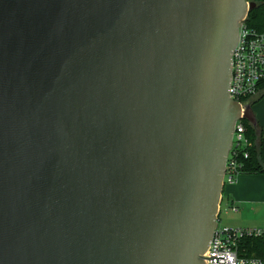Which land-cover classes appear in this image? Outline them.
Returning a JSON list of instances; mask_svg holds the SVG:
<instances>
[{
  "label": "water",
  "instance_id": "1",
  "mask_svg": "<svg viewBox=\"0 0 264 264\" xmlns=\"http://www.w3.org/2000/svg\"><path fill=\"white\" fill-rule=\"evenodd\" d=\"M247 0H0V264H208Z\"/></svg>",
  "mask_w": 264,
  "mask_h": 264
},
{
  "label": "built area",
  "instance_id": "2",
  "mask_svg": "<svg viewBox=\"0 0 264 264\" xmlns=\"http://www.w3.org/2000/svg\"><path fill=\"white\" fill-rule=\"evenodd\" d=\"M247 19L248 15L240 23L239 38L233 52L229 91L231 98L242 105L250 103L252 97L259 96L264 90V33L250 28ZM243 120L239 119L236 123L225 181L235 180L237 165L233 156L237 153V148L245 147L249 142ZM254 237H264V227L229 228L218 224L204 257L208 264H264L263 257L248 254L247 246L242 244Z\"/></svg>",
  "mask_w": 264,
  "mask_h": 264
},
{
  "label": "trees",
  "instance_id": "3",
  "mask_svg": "<svg viewBox=\"0 0 264 264\" xmlns=\"http://www.w3.org/2000/svg\"><path fill=\"white\" fill-rule=\"evenodd\" d=\"M251 1L256 3V7L249 12L246 22L250 28L264 33V0ZM262 97H264V94L252 97L250 103L254 105L262 99ZM242 122L245 126L246 136L249 142L245 147L237 148V153L233 156L237 165L236 174L264 175L263 126L259 122L258 126L255 127L246 119ZM223 200L224 196L222 198V201ZM242 244L247 246L248 254L258 255L264 258V237H254L253 239L243 241Z\"/></svg>",
  "mask_w": 264,
  "mask_h": 264
},
{
  "label": "rangeland",
  "instance_id": "4",
  "mask_svg": "<svg viewBox=\"0 0 264 264\" xmlns=\"http://www.w3.org/2000/svg\"><path fill=\"white\" fill-rule=\"evenodd\" d=\"M255 112L259 111L261 108L264 114V97L260 99L257 103L253 105ZM262 119L264 117L260 116ZM262 123V122H261ZM242 176L244 178H249L248 176H253L249 174H238L235 176V180L230 182L226 179L225 181V193L224 200L221 202L220 215H219V226L221 227H229V228H240V227H264V202H262L258 196H256L253 200H249L248 202H239L237 194L238 188V179ZM235 186L236 195L234 199L235 205H232V199H228V190L229 187ZM235 207V208H234Z\"/></svg>",
  "mask_w": 264,
  "mask_h": 264
},
{
  "label": "crops",
  "instance_id": "5",
  "mask_svg": "<svg viewBox=\"0 0 264 264\" xmlns=\"http://www.w3.org/2000/svg\"><path fill=\"white\" fill-rule=\"evenodd\" d=\"M262 94H264V90L260 93V95ZM255 113L258 118V121L260 123L262 122L261 124L264 129V119L260 117V116L264 117L263 110L260 108L259 111L258 112L256 111ZM248 177L249 178H244L242 176L239 177L238 179L239 186L237 188L238 196L236 195L235 186L233 187L230 185L227 194L229 201L230 199L233 198L231 203L232 205L236 206L235 201L237 200L234 199L235 196H237L236 198H238L239 202L242 203L248 202L249 200H253L256 196H258L257 198H259L262 202H264V175H253ZM224 191H225V187H224Z\"/></svg>",
  "mask_w": 264,
  "mask_h": 264
}]
</instances>
